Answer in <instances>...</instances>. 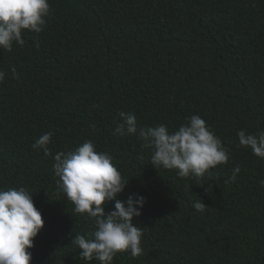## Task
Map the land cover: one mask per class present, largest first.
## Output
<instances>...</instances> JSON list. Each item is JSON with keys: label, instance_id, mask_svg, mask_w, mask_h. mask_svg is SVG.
I'll return each mask as SVG.
<instances>
[{"label": "trees", "instance_id": "trees-1", "mask_svg": "<svg viewBox=\"0 0 264 264\" xmlns=\"http://www.w3.org/2000/svg\"><path fill=\"white\" fill-rule=\"evenodd\" d=\"M0 264H264V0H0Z\"/></svg>", "mask_w": 264, "mask_h": 264}]
</instances>
